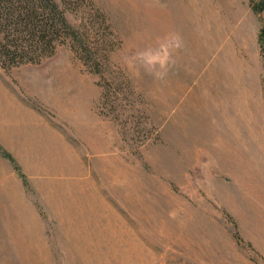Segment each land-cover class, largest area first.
Instances as JSON below:
<instances>
[{"label":"rangeland","instance_id":"rangeland-1","mask_svg":"<svg viewBox=\"0 0 264 264\" xmlns=\"http://www.w3.org/2000/svg\"><path fill=\"white\" fill-rule=\"evenodd\" d=\"M88 1L65 18L107 57L99 76L67 43L0 66L74 159L12 163L0 264H264V0H201L197 36L176 15L193 0ZM194 39L200 63H168Z\"/></svg>","mask_w":264,"mask_h":264},{"label":"trees","instance_id":"trees-1","mask_svg":"<svg viewBox=\"0 0 264 264\" xmlns=\"http://www.w3.org/2000/svg\"><path fill=\"white\" fill-rule=\"evenodd\" d=\"M85 4L89 5V1L0 0L1 69L7 71L19 65L39 64L50 58L57 46L67 43L82 65L99 76L107 57H101L98 49H93L86 31L73 29L65 18V12H76ZM94 13L104 24L103 14L96 9ZM0 152L14 163L1 147Z\"/></svg>","mask_w":264,"mask_h":264},{"label":"crops","instance_id":"crops-1","mask_svg":"<svg viewBox=\"0 0 264 264\" xmlns=\"http://www.w3.org/2000/svg\"><path fill=\"white\" fill-rule=\"evenodd\" d=\"M188 6L184 7L183 12L176 15H178L177 18L189 20L186 26H190V30L185 31L186 35L191 33L192 36H197L200 33V27L196 20L200 19V13L203 11L202 1L193 0ZM187 10L189 14H187ZM208 10L211 9L208 7ZM208 15L206 17L214 19L211 13ZM206 50L207 52L210 51L209 49ZM178 51L176 57L168 59V63H200L201 61L200 46L195 44V39L193 43L183 44L182 49L179 48ZM223 56L222 52L221 60ZM217 58V54H215L212 61L217 63ZM234 60L237 63H244L241 59ZM234 60L231 63H235ZM233 106L237 108L234 103ZM233 115L234 113H232V117ZM233 128L231 132H234ZM225 131L228 132L227 129ZM58 137L49 125H42L41 118L34 111L26 110L24 104L18 102L15 95L0 91V147L26 174V171L35 168L47 172L52 170L55 173L57 165L67 166L73 163V150L67 145L65 139L61 141L62 144L58 146L59 149L54 145ZM224 140H226V146L232 145L234 141L228 135ZM31 165L35 167H31ZM22 186L12 163L0 153V196H5L7 192L13 193L9 191L12 189L21 190Z\"/></svg>","mask_w":264,"mask_h":264}]
</instances>
